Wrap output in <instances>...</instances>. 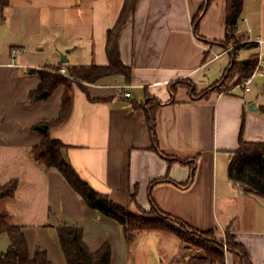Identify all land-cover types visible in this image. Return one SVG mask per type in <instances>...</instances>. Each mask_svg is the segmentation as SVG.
Masks as SVG:
<instances>
[{
	"label": "crops",
	"instance_id": "0c3cea01",
	"mask_svg": "<svg viewBox=\"0 0 264 264\" xmlns=\"http://www.w3.org/2000/svg\"><path fill=\"white\" fill-rule=\"evenodd\" d=\"M124 1L0 2V190L17 179L13 194L0 197V209L21 227L30 254L44 247L55 264H65L61 224L81 226L92 251L109 244L111 264H198L193 248L170 230H133L127 240L122 225L89 207L58 170L45 171L29 150L43 137L38 126L46 124L50 136L67 145L77 173L113 202L132 212L154 204L196 229L232 237L252 264H264V196L229 176L240 141H264V103L247 96L251 86L239 84L195 96L218 81L234 57L256 52L249 46L225 51L231 45L227 0L210 3L198 34L193 16L203 0H136L119 37L129 79L118 73L73 82L70 111L58 123L63 84L31 97L41 70L60 65L66 74L72 66L108 64L107 31ZM237 25L264 39V0H243ZM13 47L24 48L14 60ZM148 96L159 100V151L139 106ZM159 178L165 180L155 182ZM1 235L7 250L8 234ZM224 264L241 262L227 250Z\"/></svg>",
	"mask_w": 264,
	"mask_h": 264
},
{
	"label": "trees",
	"instance_id": "16d2710c",
	"mask_svg": "<svg viewBox=\"0 0 264 264\" xmlns=\"http://www.w3.org/2000/svg\"><path fill=\"white\" fill-rule=\"evenodd\" d=\"M7 1L0 0L2 4H6ZM135 1H124L115 25L107 31L106 52L109 60L108 64L72 66L68 68L66 74L59 71L60 65L51 67L49 71H39L42 80L38 88L31 92V97H44L60 84H63L65 87L61 110L54 123L64 120L70 111L72 98L69 83L70 78L95 82L103 76L119 73L129 79L130 68L125 66L121 60L119 37L133 15ZM212 1L203 0L199 11L193 16V28L197 34L200 19ZM242 9L243 0H227V25L229 33L237 25ZM256 65V54L244 59H236L234 57L221 78L195 96H204L213 90L229 91L251 76ZM233 78H235L234 81L230 85H227L225 81L232 80ZM45 90H47L46 94H44ZM171 90L173 91V84ZM191 91L194 94L193 88H191ZM34 93H37L36 96ZM139 106L144 109L146 114L151 145L155 150L159 151L156 133V110L159 106V100L148 96L145 102ZM259 108L264 112V104L260 105ZM234 152L229 164L230 178L264 196V141L241 140L239 147ZM29 153L45 171L53 168L58 170L89 207L96 209L100 214L117 220L122 225L127 240L131 238L133 230L165 229L177 234L181 240L190 241L204 248L208 258L205 260H207L208 264H224L225 249L234 253L241 264H252L248 258L246 249L228 235L225 238V243L224 238L217 237L213 230L201 231L196 229L179 217L161 211L154 204L151 207L153 213L137 215L126 207L113 202L108 195L95 190L77 173L67 156V145L61 140L51 137L48 129L43 131L41 141L31 147ZM193 171L189 181L193 177ZM162 180H165V178L156 179L155 182ZM16 184L17 179L14 178L3 185L4 193L13 194ZM168 220L178 222L183 230L176 228ZM188 231L194 234L193 238L187 237L186 232ZM0 232H6L10 240L8 249L0 252V264H55L49 258L47 249L44 247L37 246L33 253L30 254L21 227L10 222L9 212L4 209H0ZM57 236L65 257V264H111L109 244L104 243L95 251L90 250L83 240V229L81 226L77 224H61L57 227ZM203 236L208 237L210 240L206 241V239H202L201 237ZM194 238L199 239L194 240Z\"/></svg>",
	"mask_w": 264,
	"mask_h": 264
},
{
	"label": "rangeland",
	"instance_id": "374dc122",
	"mask_svg": "<svg viewBox=\"0 0 264 264\" xmlns=\"http://www.w3.org/2000/svg\"><path fill=\"white\" fill-rule=\"evenodd\" d=\"M242 37H235L234 34L230 33L229 34V42L233 45V48L234 49H241V48H246L247 46L249 47H254V44H247V43H244V42H241V39ZM246 51H243V52H239L240 56H245L246 55ZM264 65V63H263ZM263 67V66H262ZM65 73V72H64ZM63 73V74H64ZM235 78H233L232 80H227L225 81L226 84L230 85V83H232L234 81ZM75 81H78V79H75V78H70L69 79V83H70V86H71V90H72V83L75 82ZM80 81V80H79ZM251 92H247V96H251L252 97V100H254L255 102L259 103V104H263L264 103V94L262 93L263 91V88H264V76L258 74L254 81L251 83ZM153 213V211L151 209L149 210H139V211H135L134 213L137 214V215H146V214H150V213ZM169 222H171L172 225H174L176 228H179L181 230H183L182 226L174 221V220H168ZM186 235L187 237L189 238H193L194 234H191L189 231L186 232ZM202 239H206V241L210 240L208 237H201ZM199 238H194V240H197ZM186 245L187 247H191L193 248V252L196 256V261L198 264H208L205 260V259H208L207 258V252L205 251L204 248H201L200 246H197L193 243H191L190 241H187V240H182ZM224 242L226 243L225 239H224ZM7 244H8V238L6 235L4 236H0V250H6L7 248ZM226 251V249H225Z\"/></svg>",
	"mask_w": 264,
	"mask_h": 264
},
{
	"label": "built area",
	"instance_id": "2783aa9c",
	"mask_svg": "<svg viewBox=\"0 0 264 264\" xmlns=\"http://www.w3.org/2000/svg\"><path fill=\"white\" fill-rule=\"evenodd\" d=\"M247 32H249V29L243 30L238 25H235L230 32V33L234 34L235 37H242L241 42L247 43L248 45L253 43L254 48L256 49L255 54L257 57V65L255 67V70L251 74V76L247 77L242 83L239 84L241 86H244L245 90L250 89V84L252 83V81L254 80V78L258 74L264 75V71L262 70L263 69L262 66L264 63V39L261 37H253V36L247 34ZM232 48H233V45L231 44V45H229V47H227L225 49V51H228ZM23 51H24V48H22V47H13L11 49L10 56L14 60ZM60 72L64 73L65 70L62 69V70H60ZM125 87H126V85H121V88H125ZM123 94L126 96H129L130 92L128 90H124Z\"/></svg>",
	"mask_w": 264,
	"mask_h": 264
},
{
	"label": "water",
	"instance_id": "95a60500",
	"mask_svg": "<svg viewBox=\"0 0 264 264\" xmlns=\"http://www.w3.org/2000/svg\"><path fill=\"white\" fill-rule=\"evenodd\" d=\"M249 107H252V108H256V106L253 104V103H251L250 105H249ZM38 128L40 129V130H42V131H46L47 130V125L46 124H40L39 126H38ZM3 191L2 190H0V197L3 195Z\"/></svg>",
	"mask_w": 264,
	"mask_h": 264
}]
</instances>
